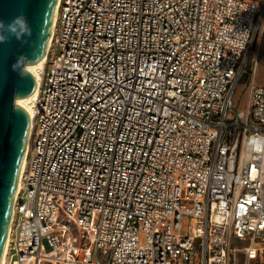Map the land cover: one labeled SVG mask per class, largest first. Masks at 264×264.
<instances>
[{
	"label": "built area",
	"instance_id": "obj_1",
	"mask_svg": "<svg viewBox=\"0 0 264 264\" xmlns=\"http://www.w3.org/2000/svg\"><path fill=\"white\" fill-rule=\"evenodd\" d=\"M258 0H58L4 264H264V87L232 105Z\"/></svg>",
	"mask_w": 264,
	"mask_h": 264
},
{
	"label": "water",
	"instance_id": "obj_2",
	"mask_svg": "<svg viewBox=\"0 0 264 264\" xmlns=\"http://www.w3.org/2000/svg\"><path fill=\"white\" fill-rule=\"evenodd\" d=\"M58 0H0L6 24L23 15L30 35L0 43V264L30 134L27 113L37 63L50 45Z\"/></svg>",
	"mask_w": 264,
	"mask_h": 264
},
{
	"label": "crops",
	"instance_id": "obj_3",
	"mask_svg": "<svg viewBox=\"0 0 264 264\" xmlns=\"http://www.w3.org/2000/svg\"><path fill=\"white\" fill-rule=\"evenodd\" d=\"M264 2V0H258ZM256 49L248 69L246 85L254 84L264 87V19H262L256 36ZM245 72V71H244Z\"/></svg>",
	"mask_w": 264,
	"mask_h": 264
},
{
	"label": "rangeland",
	"instance_id": "obj_4",
	"mask_svg": "<svg viewBox=\"0 0 264 264\" xmlns=\"http://www.w3.org/2000/svg\"><path fill=\"white\" fill-rule=\"evenodd\" d=\"M256 36H257V33L255 34V27H254L253 33H252L253 40L250 46V50H248V56L246 60L245 70H244L245 72L242 74L240 81L237 84V87L233 93V98H232V105L236 109V112L238 113L240 120H243L245 116L246 101H247V85L245 81L247 78L246 76L248 73V69L250 68L251 58L256 49V39H255Z\"/></svg>",
	"mask_w": 264,
	"mask_h": 264
},
{
	"label": "clouds",
	"instance_id": "obj_5",
	"mask_svg": "<svg viewBox=\"0 0 264 264\" xmlns=\"http://www.w3.org/2000/svg\"><path fill=\"white\" fill-rule=\"evenodd\" d=\"M30 30L28 29L27 22L23 15L16 16L9 23H5L0 20V43H6L11 37H15L20 40L24 36L30 35Z\"/></svg>",
	"mask_w": 264,
	"mask_h": 264
},
{
	"label": "bare ground",
	"instance_id": "obj_6",
	"mask_svg": "<svg viewBox=\"0 0 264 264\" xmlns=\"http://www.w3.org/2000/svg\"><path fill=\"white\" fill-rule=\"evenodd\" d=\"M55 22V16H54V21L53 23ZM53 29V27H52ZM52 32V30H51ZM51 36H52V33L50 34V41H51ZM44 61H45V57H43L38 63H37V66H36V71H35V79L37 80V71L39 69H41L43 67V64H44ZM36 93H37V90L35 89V91L31 94L30 96V101H29V106H28V115L30 117L31 115V107H32V101L34 100V98L36 97ZM23 166H24V158H23V161H22V165H21V171H20V175H21V172L23 170ZM21 179L19 178V181H18V186H17V191L19 192V189H20V185H21ZM16 198H17V195H16ZM12 215H13V212H12ZM12 220V219H11ZM11 224V223H10ZM9 231H10V227H9ZM7 239H8V236H7ZM6 247H7V243L5 245V248L3 250V254H2V258H1V264H4V261H5V254H6Z\"/></svg>",
	"mask_w": 264,
	"mask_h": 264
}]
</instances>
